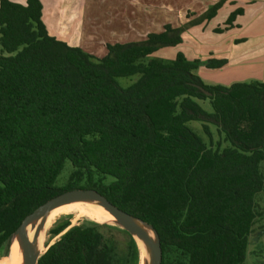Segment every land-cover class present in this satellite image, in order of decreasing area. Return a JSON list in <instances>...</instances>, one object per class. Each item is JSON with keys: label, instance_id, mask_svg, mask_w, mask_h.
Instances as JSON below:
<instances>
[{"label": "trees", "instance_id": "1", "mask_svg": "<svg viewBox=\"0 0 264 264\" xmlns=\"http://www.w3.org/2000/svg\"><path fill=\"white\" fill-rule=\"evenodd\" d=\"M43 1L0 0V250L48 201L90 189L157 232L162 264H244L264 230V82L206 85L183 53L152 58L226 1L181 28L108 44L103 58L51 36ZM50 232L64 234L38 264H120L112 226L67 221ZM121 232L126 264H140Z\"/></svg>", "mask_w": 264, "mask_h": 264}, {"label": "rangeland", "instance_id": "2", "mask_svg": "<svg viewBox=\"0 0 264 264\" xmlns=\"http://www.w3.org/2000/svg\"><path fill=\"white\" fill-rule=\"evenodd\" d=\"M160 1L152 0L142 5H139L141 3L139 2L136 8L118 7L112 0L96 1V4L89 7L92 15L86 16L85 19L90 39H81L78 43L85 52L103 58L107 52L104 48L108 44L143 41L149 34L163 32L168 25L181 28L195 22L202 15L194 9L177 8L176 5L164 6ZM169 1V4L176 3L175 0ZM237 11H241L242 14L236 15ZM233 14L234 22H231ZM183 39L182 45L162 49L152 58L169 63L181 52L189 61L198 63L195 73L206 85L230 86L240 82H264V7L262 5L256 6L253 2L230 3L221 9L213 20L193 25L185 30ZM213 60H224L226 64L216 69L210 68L209 65ZM136 80L137 77H133L120 79L119 82L123 88H127ZM201 105L210 110L207 102H201ZM192 126L207 140L200 124L193 123ZM212 132L215 142H218L216 129L212 128ZM71 172V164L68 163L58 181V186L67 183ZM88 219L99 223L76 213L57 214L45 234L43 253L64 234L57 237L52 235L50 231L54 227L67 221L71 227L78 226ZM106 225L115 228L118 245L117 262L126 264L129 251L128 236L121 232L124 230L114 225ZM10 246H4L0 250V261L8 255ZM244 264H264V230H257L250 236Z\"/></svg>", "mask_w": 264, "mask_h": 264}, {"label": "crops", "instance_id": "3", "mask_svg": "<svg viewBox=\"0 0 264 264\" xmlns=\"http://www.w3.org/2000/svg\"><path fill=\"white\" fill-rule=\"evenodd\" d=\"M12 1L17 3H24V0ZM96 1L103 0H44L43 21L47 26L50 35L60 41L67 43L72 47H79L82 49V46L78 43V41L81 39H90L89 28L87 29V22L85 21V19L86 16L90 15L89 7L96 4ZM112 1L118 7L123 6L124 8H136L139 2H141L139 3V5H142L143 3L150 2L152 0ZM220 1H226L224 7L233 2H253L256 6L262 5L264 7V0H175V4H169V0H161L160 2L161 5L164 6L172 5L173 7L176 5L177 8H187L191 10L194 9L197 13L203 14L210 6ZM85 34L88 35L85 36ZM104 39H106V37ZM106 46L104 49L107 51Z\"/></svg>", "mask_w": 264, "mask_h": 264}, {"label": "water", "instance_id": "4", "mask_svg": "<svg viewBox=\"0 0 264 264\" xmlns=\"http://www.w3.org/2000/svg\"><path fill=\"white\" fill-rule=\"evenodd\" d=\"M208 94V93H207ZM94 198L99 204L107 209L118 221V223L123 227V230L130 234L137 241L135 236L139 237L144 242V258L141 259V263L143 264H162L163 261V253L161 248L160 237L157 232L148 224L132 217L130 214L125 211L119 209L117 206L113 205L109 202L104 196H102L96 190H76L66 192L50 201L46 204L38 208L33 214L28 216L22 223V225L18 228L14 237L12 238V243L16 240L22 251L25 255V264H38L41 256H36L32 254L31 251V243L26 235V229L34 222L38 221L42 216H44L49 211L62 206L66 203L83 201L86 199ZM145 225L150 228L156 237V242H154L148 233L142 228L138 223ZM138 246V244H137Z\"/></svg>", "mask_w": 264, "mask_h": 264}, {"label": "bare ground", "instance_id": "5", "mask_svg": "<svg viewBox=\"0 0 264 264\" xmlns=\"http://www.w3.org/2000/svg\"><path fill=\"white\" fill-rule=\"evenodd\" d=\"M59 213H76L81 216H86L94 221L104 224L114 225L123 230V227L118 223L117 219L104 207H102L99 202L94 199H86L83 201L66 203L62 206L54 208L53 210L46 213L38 221L32 223L26 229V235L31 243V251L33 255L40 256L43 253L42 245L45 240V234L49 227L52 225L54 218ZM80 217V216H79ZM76 221V220H75ZM89 221V219H88ZM91 222V221H90ZM144 230L148 233L150 238L156 242V237L154 232L146 227L145 225L137 222ZM135 239L138 244L141 259L144 258V242L137 236ZM47 250V249H46ZM140 259V264L141 263ZM0 264H25V255L20 247L19 243L15 240L10 246V252L7 257L0 261Z\"/></svg>", "mask_w": 264, "mask_h": 264}]
</instances>
